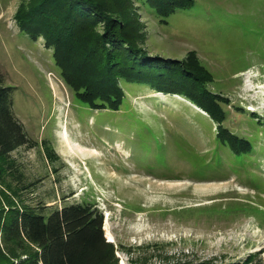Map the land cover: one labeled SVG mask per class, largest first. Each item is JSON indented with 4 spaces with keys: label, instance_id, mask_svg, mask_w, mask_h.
Segmentation results:
<instances>
[{
    "label": "rangeland",
    "instance_id": "374dc122",
    "mask_svg": "<svg viewBox=\"0 0 264 264\" xmlns=\"http://www.w3.org/2000/svg\"><path fill=\"white\" fill-rule=\"evenodd\" d=\"M32 1L0 0V73L36 140L11 152L21 183L2 170L0 195L95 204L114 264H264V0H193L165 21L139 1L131 8L140 48L174 60L195 50L211 71L207 87L227 99L225 125L255 148L241 157L181 94L125 85L118 110L77 100L42 36L17 26Z\"/></svg>",
    "mask_w": 264,
    "mask_h": 264
},
{
    "label": "trees",
    "instance_id": "16d2710c",
    "mask_svg": "<svg viewBox=\"0 0 264 264\" xmlns=\"http://www.w3.org/2000/svg\"><path fill=\"white\" fill-rule=\"evenodd\" d=\"M138 1L158 13L161 21L193 2L33 0L26 8L21 5L15 18L19 30L29 38L42 36L63 82L73 97L89 108L118 110L125 85H147L155 91L181 94L216 122V141L222 149L227 146L236 157L250 155L255 151L251 138L225 125L223 103L227 99L207 87L212 73L195 50L174 60L150 55L139 47L138 23L131 10ZM13 89L0 73V172L6 170L21 183L11 152L20 146L32 147L36 140L14 113ZM40 144L46 158L54 161L56 155L46 139ZM2 195L0 264L115 263L114 244L103 234V216L95 204L85 200L60 206L15 204ZM248 256L253 259L252 253Z\"/></svg>",
    "mask_w": 264,
    "mask_h": 264
},
{
    "label": "bare ground",
    "instance_id": "6f19581e",
    "mask_svg": "<svg viewBox=\"0 0 264 264\" xmlns=\"http://www.w3.org/2000/svg\"><path fill=\"white\" fill-rule=\"evenodd\" d=\"M247 89H248V88H247ZM107 219H108V218H107ZM107 236H109V238L107 237L108 239H111V240H112V238H111V234H110V233L107 232ZM121 264H125V263L122 261Z\"/></svg>",
    "mask_w": 264,
    "mask_h": 264
},
{
    "label": "clouds",
    "instance_id": "9594fccd",
    "mask_svg": "<svg viewBox=\"0 0 264 264\" xmlns=\"http://www.w3.org/2000/svg\"><path fill=\"white\" fill-rule=\"evenodd\" d=\"M106 240H108V238H106ZM110 241V240H109Z\"/></svg>",
    "mask_w": 264,
    "mask_h": 264
}]
</instances>
